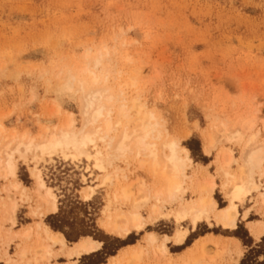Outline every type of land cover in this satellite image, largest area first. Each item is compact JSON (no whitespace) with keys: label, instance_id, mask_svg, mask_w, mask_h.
<instances>
[{"label":"rangeland","instance_id":"rangeland-1","mask_svg":"<svg viewBox=\"0 0 264 264\" xmlns=\"http://www.w3.org/2000/svg\"><path fill=\"white\" fill-rule=\"evenodd\" d=\"M104 46L108 47L110 54L106 59L111 65L118 64L126 72L142 65L149 68V76L138 90L141 101L149 109H156L170 135L182 137L186 131L191 132L182 143L195 162L209 165L206 172L218 184L215 197L224 206L226 201L219 186L222 176L215 162L217 152L208 155L204 151V136L212 124L223 120L231 127L248 119L257 120L260 128L264 126V0H0V122L7 129L6 135L16 131L18 135L37 137L49 121L54 125L64 122L67 112L73 113L79 126L78 97L73 92H50L45 80L53 78L62 67L83 65L88 48L95 53L104 50ZM126 57L133 59L132 64L126 62ZM55 104L61 105V113H54ZM227 145L239 157L240 147ZM116 164L127 167L122 161ZM17 165V178L28 187L31 198L22 200L15 194L19 209L13 232L40 219L32 215L37 206L30 174L33 160L31 156L26 161L18 157ZM38 167L59 198L58 212L44 221L62 226L69 242L86 233L105 237L107 249L102 250V242L100 252L81 258L78 264L107 261L109 253L119 245L118 240L124 241L99 227L107 190L97 186L96 195L88 202L79 193L86 185L84 175L88 184L100 183L97 172L89 177L85 160L65 161L60 156ZM128 170L132 180L144 178L151 184L148 175L138 171L134 163ZM7 185L0 179L4 198L7 193L3 188ZM253 205L248 201L246 206ZM2 212L0 231L4 233L11 224L3 223ZM252 213L258 212L254 209ZM57 215L59 219L54 218ZM251 219L263 220L259 215ZM238 226L235 233L243 239L242 259L248 255L246 263L252 264L255 254L251 248L262 239L255 240L245 222ZM148 229L159 235L171 234L175 225L161 222ZM209 232L225 233L221 228L201 224L183 246L170 245V250L180 253L196 237ZM142 233L132 234L127 242L138 241ZM0 243L1 248L8 247V252L15 255L21 242L16 238L9 246ZM260 251L264 252V244ZM0 256V264H6L1 253ZM263 259L262 255L258 257L259 261ZM66 260L63 257L53 262Z\"/></svg>","mask_w":264,"mask_h":264},{"label":"bare ground","instance_id":"bare-ground-1","mask_svg":"<svg viewBox=\"0 0 264 264\" xmlns=\"http://www.w3.org/2000/svg\"><path fill=\"white\" fill-rule=\"evenodd\" d=\"M107 49L92 53L88 48L83 65L77 66V63L67 69L62 67L53 78L45 80L50 92H73L78 97L79 126L73 113L67 111L64 122L54 125L49 121L37 137L27 133L18 135L16 131L7 136V129L0 122V179L8 182L3 188L6 198L1 196L0 189V210L3 211V223L8 221L11 224L4 233L0 231V241L7 246L16 238L21 242L15 255L8 252V247H0L5 263L76 264L80 258L101 250V241L84 235L69 242L61 231L54 230L44 221L45 217L58 212L59 198L46 183L38 164L60 156L65 161L85 160L89 177L97 172L100 183L90 185L84 175L86 185L79 193L82 200L88 202L96 195L97 186L106 188V204L102 206L103 216L99 223L106 234L126 240L132 234L143 232L141 239L120 247L101 264H239L243 252L241 241L236 238L229 239L210 232L195 239L180 253H173L170 245L183 246L189 234L196 231L201 223L232 232L240 221L245 222L249 234L257 241L262 239L264 126L260 128L255 119H248L237 127H231L225 120L217 121L216 125L211 123L214 126L204 136V151L208 155L214 150L217 152L215 162L222 176L219 186L226 201L224 206H220L215 197L218 184L206 172L209 165L195 162L190 150L182 143L183 139L191 136V132L186 131L182 137L170 135L156 109H149L141 101L138 90L149 76V68L142 65L126 72L117 63L111 65L108 62L106 58L110 53ZM125 59L132 64L131 57ZM55 106L54 113H61V105ZM227 144L240 147L239 157ZM29 156L34 163L30 168L34 180L31 191L37 202L32 215L40 219L13 232L19 209L15 194L22 200L31 198L28 187L17 178V158L26 161ZM117 161L124 162L127 167L119 166ZM133 163L138 171L148 175L151 184L144 178H130L128 166ZM209 185L212 187L211 199L205 200ZM189 195L190 199L187 198ZM248 201L254 205L246 206ZM53 206L56 211L50 210ZM254 209L258 213L253 214ZM253 215H259L263 220H252ZM138 219L145 221L144 227L137 226ZM161 222H172L175 229L171 234L163 235L148 229ZM178 233L182 234L179 242L176 239ZM227 255L229 259H226ZM63 257L68 260L53 262Z\"/></svg>","mask_w":264,"mask_h":264},{"label":"trees","instance_id":"trees-1","mask_svg":"<svg viewBox=\"0 0 264 264\" xmlns=\"http://www.w3.org/2000/svg\"><path fill=\"white\" fill-rule=\"evenodd\" d=\"M54 218L59 219V215L55 216ZM49 224H50L51 228H53L54 230L64 232L62 226L57 225V224H54V223H50V222H49ZM65 235H66V238L69 239L68 235H67V234H65ZM84 235L91 236V237H93V238L96 239V240H99V241H101V242H104V245H103L102 250L105 251V250L107 249V243H106V238H105V237H99V236L91 235V234H89V233L83 234V235H81V236H84ZM78 238H79V237H78ZM78 238H77V239H78ZM77 239H74L73 241H75V240H77ZM127 240H128V239H126V240H124V241H120V240H118V241L120 242L119 245H118V246H117V247H116L111 253H109V255H113V254H115V253L117 252V250H118L120 247H122V246L128 244L129 242H127ZM263 244H264V237L262 238V240H261V242H260L259 244H257L255 247L251 248V252L255 254V258H254L252 264H262V261H264V259H263L262 261H259V260H258V257H259L260 255H262V256L264 257V252L260 251L261 248H262V245H263ZM249 246H251V245H249ZM99 252H100V251H99ZM97 253H98V252H97ZM247 258H248V255H246V256L241 260L240 264H247V263H246Z\"/></svg>","mask_w":264,"mask_h":264},{"label":"snow or ice","instance_id":"snow-or-ice-1","mask_svg":"<svg viewBox=\"0 0 264 264\" xmlns=\"http://www.w3.org/2000/svg\"><path fill=\"white\" fill-rule=\"evenodd\" d=\"M97 82H99V81H97ZM102 113H103V109H101V113L100 114H102ZM108 115H109V118H111V116H112L111 110H109ZM125 139H127V137H125ZM175 146H176L175 145V141H173V147H175ZM121 151H123V148H121ZM211 195H212V187H211V185H209V187L207 188V190H206V192L204 194L205 200H210L211 199ZM85 198L87 199V197H85ZM50 210L51 211H56V208L53 206V207H51ZM136 223H137V226H139V227H144V225H145V221L140 220V219H138L136 221ZM148 223H151V221H148ZM181 237H182V234L178 233L177 237H176L177 242L180 241ZM262 264H264V261H262Z\"/></svg>","mask_w":264,"mask_h":264},{"label":"crops","instance_id":"crops-1","mask_svg":"<svg viewBox=\"0 0 264 264\" xmlns=\"http://www.w3.org/2000/svg\"><path fill=\"white\" fill-rule=\"evenodd\" d=\"M240 222H241V221H240ZM240 222H239V223H240ZM201 224H205V223H201ZM201 224H200V225H201ZM200 225H199V226H200ZM238 225H239V224H238ZM207 226H208V225H207ZM238 230H239V226L237 227V229L233 230L232 232H230V231H225L224 234H219V233H215V234L222 235V236H224V237H226V238H229V239H230V238H234V239L236 238V239H239V240L241 241V243H242V242H243V239H242L241 237H239L238 234L235 233V232L238 231ZM193 232H195V231H193ZM193 232H191V233H193ZM191 233H190V234H191ZM209 233H210V232H209ZM190 234H189V236H190ZM205 234H207V233H205ZM189 236H188V237H189ZM201 236H202V235L196 237L195 239H197V238H199V237H201ZM187 239H188V238H187ZM195 239H194V240H195ZM72 242H73V241H72ZM174 247H175V246H174ZM181 252H182V251H181ZM95 253H97V252H95ZM95 253H94V254H95ZM92 255H93V254H92ZM90 256H91V255H90ZM84 257H85V256H84ZM82 258H83V257H82ZM80 259H81V258H80ZM80 259L76 262V264H78V262L80 261ZM102 263H103V262H102ZM100 264H101V263H100Z\"/></svg>","mask_w":264,"mask_h":264}]
</instances>
